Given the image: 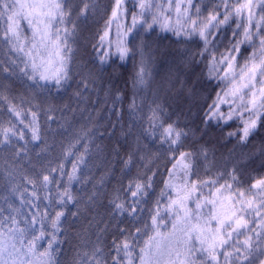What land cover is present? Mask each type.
Returning <instances> with one entry per match:
<instances>
[{"label": "snow or ice", "instance_id": "snow-or-ice-1", "mask_svg": "<svg viewBox=\"0 0 264 264\" xmlns=\"http://www.w3.org/2000/svg\"><path fill=\"white\" fill-rule=\"evenodd\" d=\"M125 3L126 0H114L105 27L92 45L96 52V60L92 63L98 61L100 68L84 65V75L80 80L84 90L90 83L95 84L100 69L113 57L123 62L137 55L140 60L131 76V86L141 90L151 86L149 62L154 50L143 38L139 43L134 42L141 36V29L147 33L158 26L183 43L199 37L203 47L197 51L183 48L176 71L169 70L162 86L189 100L191 112L199 92L194 82L190 84L187 79H181V65L193 64L197 58L206 61L207 78L225 86L207 105L201 123L209 126L213 120L227 123L234 118L239 119L242 126L238 131L229 132L228 136L237 137L238 144L247 147L250 138L264 128V0H218L210 9L208 5L202 8L200 0H135L130 7H125ZM94 10L95 0H79V3L73 0H0V43L27 57L20 71L30 80L45 82L38 87L52 84L57 89L62 88L71 79L74 49L69 40L76 35L77 22L87 20ZM203 11H207V15H202ZM129 16L131 24L125 27L120 21ZM230 22L235 23L232 32L234 42L217 54L213 47L218 30ZM113 23L116 25L115 41L108 39ZM26 30L31 32V36L26 35ZM134 30L132 39H127ZM242 45L251 49L247 56L241 51ZM41 50L46 56H41ZM240 58H243V63ZM4 71L10 69L5 68ZM120 96L117 91L116 99ZM136 96L134 91L129 103L132 112L140 107ZM222 106H227V113L221 110ZM9 111L16 117L22 115V110L18 111L15 105H11ZM28 112L31 121L25 127L31 129L33 141L40 140L38 112L31 109ZM146 119L148 127L143 129V134L159 139L161 144H168L171 159L176 161L169 170L170 179L164 181L165 188L170 191L161 190L160 193L161 198L168 197V203L162 207L158 199L149 220L142 227L135 228L134 232L122 230L128 235L113 242L108 250L114 253L110 258L97 245L91 252L84 253L77 264H264V175L250 178L247 187L239 186L236 168L218 172L215 179H190L197 176L195 169L200 157L209 166H215L214 161L208 160V150L201 148L198 153L181 151L188 132L179 128L176 121L168 122L163 105L155 99L149 105ZM20 123L24 124V121L20 120ZM13 138L23 140L24 132L17 130L14 124L0 126V147L14 148ZM22 151L16 149L13 156L19 157ZM256 151L264 156V139ZM132 158L130 154L125 164L131 163ZM79 163H83V157L73 163L72 172L67 174L69 185L79 179L76 175ZM177 168L182 169L180 186L172 183ZM57 171L61 176L65 175L63 165H59L38 180L24 177L33 189H42L43 196L38 190L30 192V198L20 192V206L8 203L7 215L4 214L5 209L0 208V264H57L53 245L56 242L55 231L59 230L64 213L56 211L52 215L33 202L50 200V185L56 186L59 203L76 200L69 187L62 186L51 176ZM151 187L152 177L130 180L125 190L130 194L131 202H117L120 199L117 196L112 201L114 210L134 216ZM172 189H175V198L171 196ZM11 191L15 193L17 189ZM24 205L32 209L30 214L22 211ZM168 217H171V230L161 233L160 229L168 226L165 223ZM45 220L51 224L53 233H46ZM148 229H151V235ZM46 235L50 236L48 246L40 251L39 241ZM141 236L147 238L143 240V246L138 247L137 237Z\"/></svg>", "mask_w": 264, "mask_h": 264}, {"label": "trees", "instance_id": "trees-1", "mask_svg": "<svg viewBox=\"0 0 264 264\" xmlns=\"http://www.w3.org/2000/svg\"><path fill=\"white\" fill-rule=\"evenodd\" d=\"M73 2L79 3V0ZM113 2L114 0H95V10L88 15L87 20L77 22L76 35L69 40L74 49L70 64L71 79L62 88L57 89L52 84L38 87V84L44 85L45 82L30 80L28 75L20 71L27 57L0 43V126L14 124L17 130L24 132L23 140L13 138L14 148L0 147V208H4V214L7 215L8 203L20 206V192H23L24 197H29L30 192L38 190L43 196V190L33 189L24 177L38 180L42 175L49 174L50 169L63 165L65 175L61 176L57 171L52 172L51 176L60 181L62 186L69 187L76 200L66 204L59 203L55 194L56 186L50 185V200L33 201L39 204L41 210L47 209L52 215L56 211L64 213L59 230L55 231L56 242L53 245L57 264H77L84 253L91 252L97 245L110 258L114 253H109L108 250L112 248L113 242L128 235L127 231L122 233V230L134 232L135 228L142 227L149 220L158 199L162 207L168 203V197L161 198L160 193L161 190L170 191L165 188L164 181L170 179L169 170L176 161L171 159L168 144H161L159 139L143 134V129L148 127L146 117L153 99L163 105L168 122L176 121L179 128L188 132L180 150L198 153L201 148H206L208 160L215 162V166H209L200 157L195 169L197 176H191L190 179H215L218 172L236 168L239 186L247 187L251 182L250 178L264 175V156L256 151L264 139V128L259 129L250 138L248 146L244 147L238 144L237 137L228 136L229 132L238 131L242 126L239 119L234 118L227 123L213 120L209 126L201 123L207 105L212 103L216 93L225 86L217 80L207 78L206 61L197 58L193 64L181 65V79H187L190 84L194 82L199 92L191 112L189 100L177 95L175 90L169 92L162 86L169 70L176 71L179 53L183 48L197 51L203 47V41L199 37L183 43L171 32L162 31L158 26L147 33L141 29V36L136 37L134 42L139 43L143 38L154 50L149 62L151 86L142 90L131 86V76L140 60L137 55L123 62L118 57H113L100 69V76L95 84L90 83L89 88L84 90L80 84L84 65L100 68L98 61L92 63L96 60L92 45L105 27ZM134 2L135 0H126L125 7H130ZM200 2L202 8L208 5L210 9L218 0ZM202 15H207V11H203ZM122 20L130 26V16ZM114 25L115 23L112 28ZM234 28L235 23L230 22L218 30L213 51L219 54L230 46V42H234ZM135 31L129 35V40L135 35ZM26 35L31 36V32L26 30ZM108 39L111 40V34ZM246 48V45L241 46L244 56L251 51L250 48L245 51ZM41 56H46L43 50ZM240 62L243 63V58H240ZM5 68L10 71H4ZM28 74H31L30 70ZM117 91L121 93L118 100ZM134 91L140 106L136 112L129 110ZM11 105H15L18 111L22 110L20 117L9 111ZM29 109L38 112L40 140L33 141L31 129L25 127L31 121ZM221 110L228 112L227 106H223ZM18 148L24 151L19 157H14L13 153ZM130 154L132 161L126 165L125 161ZM80 157H83V163H79L76 173L79 179L73 180L69 185L67 174L72 172L73 163L78 162ZM181 173L182 169L175 170L172 183L176 186L183 182ZM146 177H152V187L148 189L149 195L139 204L137 213L129 216L127 212L115 211L112 201L117 196L120 198L117 202H131L130 194L125 190L129 181ZM13 188L17 189L15 193L11 191ZM204 192L207 193V188ZM175 194V189H172V198H175ZM90 195L92 199L88 200ZM22 211L30 214L32 209L24 205ZM165 223L168 226L162 227L161 233L171 230V217L166 218ZM45 231L48 234L54 231L48 220H45ZM147 231L149 235L152 234L151 229ZM49 238L46 235L39 241L40 251L47 248ZM146 238L137 237L138 247L143 246Z\"/></svg>", "mask_w": 264, "mask_h": 264}, {"label": "rangeland", "instance_id": "rangeland-1", "mask_svg": "<svg viewBox=\"0 0 264 264\" xmlns=\"http://www.w3.org/2000/svg\"><path fill=\"white\" fill-rule=\"evenodd\" d=\"M120 23L125 25V27H127V24L123 20H121ZM110 34H111V40L115 41L117 39V36H116V25L113 26L112 31H111ZM127 39H128V37H127Z\"/></svg>", "mask_w": 264, "mask_h": 264}]
</instances>
